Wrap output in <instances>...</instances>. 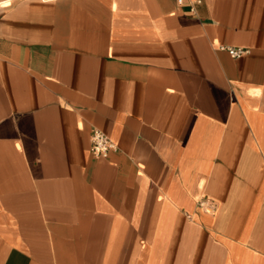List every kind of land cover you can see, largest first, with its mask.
I'll return each instance as SVG.
<instances>
[{
	"label": "crops",
	"instance_id": "obj_1",
	"mask_svg": "<svg viewBox=\"0 0 264 264\" xmlns=\"http://www.w3.org/2000/svg\"><path fill=\"white\" fill-rule=\"evenodd\" d=\"M196 1L0 0V264H264V0Z\"/></svg>",
	"mask_w": 264,
	"mask_h": 264
},
{
	"label": "built area",
	"instance_id": "obj_2",
	"mask_svg": "<svg viewBox=\"0 0 264 264\" xmlns=\"http://www.w3.org/2000/svg\"><path fill=\"white\" fill-rule=\"evenodd\" d=\"M179 4H185L186 0H177ZM197 3H201V0H197ZM194 8L191 6V11ZM221 49L228 51L231 57L241 58L250 53V49L246 47L238 46H227L221 45ZM117 148V145L112 141L108 135H106L102 130L95 129L91 134V151L96 157H108L110 153ZM199 206L205 210H214L216 208V203L207 198L202 199L199 202Z\"/></svg>",
	"mask_w": 264,
	"mask_h": 264
}]
</instances>
